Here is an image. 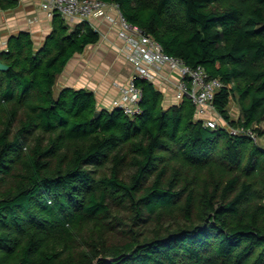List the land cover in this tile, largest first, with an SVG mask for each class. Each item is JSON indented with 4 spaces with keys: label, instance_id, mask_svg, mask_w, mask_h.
<instances>
[{
    "label": "trees",
    "instance_id": "1",
    "mask_svg": "<svg viewBox=\"0 0 264 264\" xmlns=\"http://www.w3.org/2000/svg\"><path fill=\"white\" fill-rule=\"evenodd\" d=\"M103 1L219 78L212 104L241 130L204 124L187 97L163 106L161 90L137 75L132 115L98 109L82 86L56 91L66 61L99 38L85 20L54 11L39 45L27 30L9 35L0 264H264V0Z\"/></svg>",
    "mask_w": 264,
    "mask_h": 264
},
{
    "label": "crops",
    "instance_id": "2",
    "mask_svg": "<svg viewBox=\"0 0 264 264\" xmlns=\"http://www.w3.org/2000/svg\"><path fill=\"white\" fill-rule=\"evenodd\" d=\"M113 12L108 5L85 19L89 26L98 31L99 38L66 61L54 84L56 91L64 86L90 89L98 109L113 107L112 100L121 95L120 86L134 74L133 64L122 50L119 27L106 18L107 13ZM51 26L52 15L40 7L39 0H17L14 7L0 9V49L5 46L8 36L19 30L29 31L34 43L39 45ZM152 82L162 92L163 106L179 101L174 96V73L166 66L162 67Z\"/></svg>",
    "mask_w": 264,
    "mask_h": 264
},
{
    "label": "built area",
    "instance_id": "3",
    "mask_svg": "<svg viewBox=\"0 0 264 264\" xmlns=\"http://www.w3.org/2000/svg\"><path fill=\"white\" fill-rule=\"evenodd\" d=\"M39 5L48 15L58 11L69 23L85 20L108 5L112 7L114 12L107 13L106 18L118 25L119 37L123 41L122 50L134 69L132 78L120 86L121 95L112 100V106L122 108L129 115L137 112L140 88L134 83L133 77L137 75L152 81L166 66L174 73L176 99L189 98L195 108V117L211 127L218 124L209 114L214 108V94L222 84L220 79L208 77L200 65L190 66L181 58L166 53L158 40L144 33L137 24L127 21L114 3L103 0H39Z\"/></svg>",
    "mask_w": 264,
    "mask_h": 264
},
{
    "label": "rangeland",
    "instance_id": "4",
    "mask_svg": "<svg viewBox=\"0 0 264 264\" xmlns=\"http://www.w3.org/2000/svg\"><path fill=\"white\" fill-rule=\"evenodd\" d=\"M56 90V88H54ZM213 111L211 110L210 116L212 115L214 119L216 120L217 123L227 127L228 130L230 131H240L241 129L239 128H231L230 125L224 121V119L219 115L218 111L215 108H212ZM227 111L228 114L230 115L231 118L237 119L238 115L240 114V107L238 105V102L236 100V96L231 95L229 98V102L227 104ZM259 127L264 128L263 123L258 124ZM262 139L261 137H259ZM257 139V137H256Z\"/></svg>",
    "mask_w": 264,
    "mask_h": 264
},
{
    "label": "water",
    "instance_id": "5",
    "mask_svg": "<svg viewBox=\"0 0 264 264\" xmlns=\"http://www.w3.org/2000/svg\"><path fill=\"white\" fill-rule=\"evenodd\" d=\"M5 68H7L6 63H4V62H2V61L0 60V69H5ZM97 113H98V110H96V111L94 112V116H95ZM256 142H257L258 144H260L261 146L264 147V140H263V139H260L259 137H257Z\"/></svg>",
    "mask_w": 264,
    "mask_h": 264
}]
</instances>
